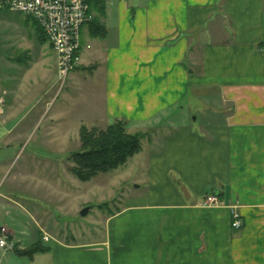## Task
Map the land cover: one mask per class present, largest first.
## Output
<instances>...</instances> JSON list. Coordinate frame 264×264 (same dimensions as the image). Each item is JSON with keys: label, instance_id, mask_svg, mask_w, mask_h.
Listing matches in <instances>:
<instances>
[{"label": "crops", "instance_id": "0c3cea01", "mask_svg": "<svg viewBox=\"0 0 264 264\" xmlns=\"http://www.w3.org/2000/svg\"><path fill=\"white\" fill-rule=\"evenodd\" d=\"M92 12L63 94L78 103L72 111L52 109L56 55L52 63L45 41L32 39L27 67L11 62L3 36L0 121L7 127L25 104L24 118L44 107L34 123L47 119L50 138L126 122L145 136L126 164L134 189L94 242L53 236L51 209L0 195V227L16 242L0 264H264V0H101ZM34 66L42 75L30 80ZM209 194L218 205H201ZM37 242L44 252L19 254Z\"/></svg>", "mask_w": 264, "mask_h": 264}, {"label": "rangeland", "instance_id": "374dc122", "mask_svg": "<svg viewBox=\"0 0 264 264\" xmlns=\"http://www.w3.org/2000/svg\"><path fill=\"white\" fill-rule=\"evenodd\" d=\"M87 26L84 25L83 28ZM4 35L11 37L10 43L6 46L8 56L13 58L11 62H23L28 67L35 57L32 39L34 41L38 39V43L45 41L44 49L49 50L51 62L54 63L55 54L51 52L42 31L30 17L15 13L0 14V56L6 52L2 43ZM83 40L82 37L81 41ZM40 75L42 74L38 66H34L29 77L32 80V76L40 78ZM49 76L51 78L47 81L54 84L52 93L54 94L59 88L57 95L59 100L52 109L60 108L64 112L68 109L75 110L78 103H66L63 95L67 81L64 86H60L56 72L52 71ZM1 100L0 108H3ZM6 100L13 101L12 98ZM4 101L5 99L3 104ZM26 108L29 106L25 104L17 107V116L6 122L7 127H4L0 121V195L22 196L30 200H27L29 206L40 204L51 209V212H47V219L51 222L49 229L53 236L68 241L74 238L77 242L99 240L104 234L105 217L119 208L120 204L123 205L127 194L132 193L134 189L129 164L126 163V166L110 173L98 174L87 182L80 181L72 172L74 164L71 160V156L80 150L79 132L69 129V133H66L63 129L64 132L56 133L55 136L58 134L64 136L56 138L53 135L51 138H55L52 141L48 137L51 135L48 132L50 122L45 119L34 123L44 107L38 105L32 115L24 118L22 115ZM73 114L75 115V112ZM194 118L192 116L191 120ZM75 124V121H72L70 127L76 126ZM3 128H13L12 134L3 138ZM125 130L129 133L126 127ZM4 140L11 142L9 148L3 145ZM19 175L21 180L16 181L15 178H19ZM36 175L49 178L54 184L43 187L34 185L32 179ZM145 192V186L142 185L141 190L135 194L143 196ZM87 206L91 207L88 214L85 217L80 216V211Z\"/></svg>", "mask_w": 264, "mask_h": 264}, {"label": "built area", "instance_id": "2783aa9c", "mask_svg": "<svg viewBox=\"0 0 264 264\" xmlns=\"http://www.w3.org/2000/svg\"><path fill=\"white\" fill-rule=\"evenodd\" d=\"M92 2L93 0H0V13L20 14L30 17L37 24L56 55L57 77L60 86H64L79 62L81 30L84 25L94 21ZM218 203V197L213 194L205 196L201 201L204 207H213ZM231 227L240 229L239 215L233 214ZM15 247L14 234L6 227H0V258L15 251Z\"/></svg>", "mask_w": 264, "mask_h": 264}, {"label": "trees", "instance_id": "16d2710c", "mask_svg": "<svg viewBox=\"0 0 264 264\" xmlns=\"http://www.w3.org/2000/svg\"><path fill=\"white\" fill-rule=\"evenodd\" d=\"M99 2L101 0H93L92 6ZM125 127L126 122L116 121L104 130L80 128V150L71 156L74 164L72 172L80 181L87 182L98 174L113 172L141 151L144 133L130 134ZM44 251L40 242H37L19 254L31 257Z\"/></svg>", "mask_w": 264, "mask_h": 264}, {"label": "water", "instance_id": "95a60500", "mask_svg": "<svg viewBox=\"0 0 264 264\" xmlns=\"http://www.w3.org/2000/svg\"><path fill=\"white\" fill-rule=\"evenodd\" d=\"M91 207H84L81 211H80V216H82V217H85L87 214H88V212H89V209H90Z\"/></svg>", "mask_w": 264, "mask_h": 264}]
</instances>
